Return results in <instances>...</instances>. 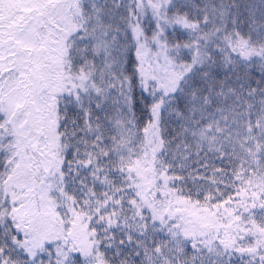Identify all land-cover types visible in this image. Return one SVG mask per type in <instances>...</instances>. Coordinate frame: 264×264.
Segmentation results:
<instances>
[{
    "label": "snow or ice",
    "instance_id": "snow-or-ice-1",
    "mask_svg": "<svg viewBox=\"0 0 264 264\" xmlns=\"http://www.w3.org/2000/svg\"><path fill=\"white\" fill-rule=\"evenodd\" d=\"M0 264H264V0H0Z\"/></svg>",
    "mask_w": 264,
    "mask_h": 264
}]
</instances>
